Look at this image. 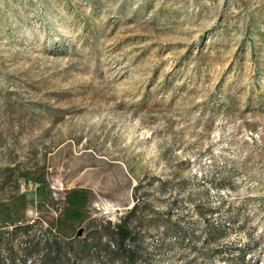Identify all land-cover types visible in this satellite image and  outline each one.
<instances>
[{"label": "rangeland", "instance_id": "374dc122", "mask_svg": "<svg viewBox=\"0 0 264 264\" xmlns=\"http://www.w3.org/2000/svg\"><path fill=\"white\" fill-rule=\"evenodd\" d=\"M135 204L134 264H264V0H0V264Z\"/></svg>", "mask_w": 264, "mask_h": 264}, {"label": "trees", "instance_id": "16d2710c", "mask_svg": "<svg viewBox=\"0 0 264 264\" xmlns=\"http://www.w3.org/2000/svg\"><path fill=\"white\" fill-rule=\"evenodd\" d=\"M138 208V204H135L132 207V210L129 212L128 215L123 217L119 222L114 224V239L117 246V250H119L120 253H122L130 262L133 264L136 262V250L135 248L130 244V241L134 239V233L133 230L129 224L128 219L130 218L131 214H133ZM49 247L56 248L60 241H50ZM63 243L69 247V249H73V246L71 242L69 241H63Z\"/></svg>", "mask_w": 264, "mask_h": 264}]
</instances>
